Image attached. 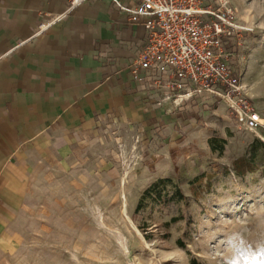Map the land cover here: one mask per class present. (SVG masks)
<instances>
[{
	"label": "rangeland",
	"instance_id": "374dc122",
	"mask_svg": "<svg viewBox=\"0 0 264 264\" xmlns=\"http://www.w3.org/2000/svg\"><path fill=\"white\" fill-rule=\"evenodd\" d=\"M230 1L232 66L264 120V0ZM160 87L143 119L101 118L32 166L0 264H264V126Z\"/></svg>",
	"mask_w": 264,
	"mask_h": 264
},
{
	"label": "crops",
	"instance_id": "0c3cea01",
	"mask_svg": "<svg viewBox=\"0 0 264 264\" xmlns=\"http://www.w3.org/2000/svg\"><path fill=\"white\" fill-rule=\"evenodd\" d=\"M143 35L111 0L73 11L67 0H0V257L32 166L67 153L72 134L101 118L143 119L166 91L127 72Z\"/></svg>",
	"mask_w": 264,
	"mask_h": 264
},
{
	"label": "built area",
	"instance_id": "2783aa9c",
	"mask_svg": "<svg viewBox=\"0 0 264 264\" xmlns=\"http://www.w3.org/2000/svg\"><path fill=\"white\" fill-rule=\"evenodd\" d=\"M89 0H67L73 11ZM111 0L128 25L144 35L127 72L142 74L181 97L223 102L238 131L264 126L259 111L232 66L233 47L244 28L230 0ZM59 16L51 17L56 21ZM49 24L39 26L44 31ZM116 80L120 74L113 75Z\"/></svg>",
	"mask_w": 264,
	"mask_h": 264
},
{
	"label": "trees",
	"instance_id": "16d2710c",
	"mask_svg": "<svg viewBox=\"0 0 264 264\" xmlns=\"http://www.w3.org/2000/svg\"><path fill=\"white\" fill-rule=\"evenodd\" d=\"M159 183H160V182H159ZM159 183H158V184H159ZM158 184H156V186H157ZM178 193H179L180 195H182V193H181L180 191H179ZM192 264H197V263H196V262H192Z\"/></svg>",
	"mask_w": 264,
	"mask_h": 264
}]
</instances>
